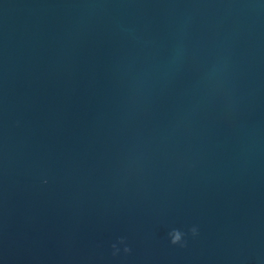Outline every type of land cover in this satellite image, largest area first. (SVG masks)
<instances>
[{"label":"water","instance_id":"1","mask_svg":"<svg viewBox=\"0 0 264 264\" xmlns=\"http://www.w3.org/2000/svg\"><path fill=\"white\" fill-rule=\"evenodd\" d=\"M0 264H264V0H0Z\"/></svg>","mask_w":264,"mask_h":264}]
</instances>
